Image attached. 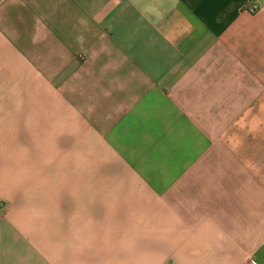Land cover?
<instances>
[{
  "label": "crops",
  "instance_id": "obj_1",
  "mask_svg": "<svg viewBox=\"0 0 264 264\" xmlns=\"http://www.w3.org/2000/svg\"><path fill=\"white\" fill-rule=\"evenodd\" d=\"M0 264H264V0H0Z\"/></svg>",
  "mask_w": 264,
  "mask_h": 264
},
{
  "label": "built area",
  "instance_id": "obj_2",
  "mask_svg": "<svg viewBox=\"0 0 264 264\" xmlns=\"http://www.w3.org/2000/svg\"><path fill=\"white\" fill-rule=\"evenodd\" d=\"M249 9H250L251 13H257L259 10V6H258V4L254 3V4H252V6Z\"/></svg>",
  "mask_w": 264,
  "mask_h": 264
}]
</instances>
